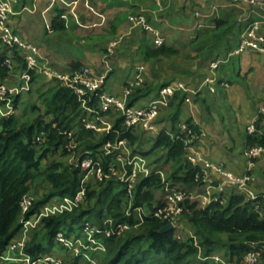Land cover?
Instances as JSON below:
<instances>
[{"label": "crops", "instance_id": "crops-1", "mask_svg": "<svg viewBox=\"0 0 264 264\" xmlns=\"http://www.w3.org/2000/svg\"><path fill=\"white\" fill-rule=\"evenodd\" d=\"M94 10L86 6V0H62L52 4L50 0H18L14 4V15L11 26L27 42L36 46L40 53L39 66L34 73L33 81L23 79L20 63L21 55L0 43V53L11 59L13 72L2 80L3 86L10 92L13 100L0 105V121L9 118L12 112L19 122L33 123L43 117L49 122L52 117L46 116V107L41 101V94L50 87H56L57 82L50 79L43 72L45 64L55 67L59 72L68 71L73 63L80 64L81 68L89 67L96 73L108 72L105 91L122 98L127 104L143 106L158 98L160 86L177 79L201 81L210 74V63L204 55H210L212 49L219 45L236 47L240 45L243 31L249 21L261 22L264 30V16L262 12L253 11L250 7H234L231 0H166L167 14L161 21H156L151 13V0H88ZM62 12L66 28L64 31H53L52 25L58 12ZM201 12L198 20L202 28L195 29L197 19L194 12ZM138 14L148 16L151 23L159 28L166 36L165 47L177 51L175 55L154 57L149 52L156 50L152 45V38L140 26H135L131 17ZM243 18L241 24L239 18ZM230 22L225 32L217 30V22ZM119 40L117 53L107 56L106 48L110 41ZM218 48V51L220 50ZM115 53V52H114ZM213 54V56H215ZM218 55V54H217ZM223 57V54H220ZM180 61V66L179 62ZM206 61V62H205ZM230 62V63H229ZM222 63L217 69L218 77L229 82V87L218 86L212 92L204 89L197 95H190L186 99L177 96L172 104L162 108L153 132L142 128H135L134 134L138 142L131 146L132 156L140 158L143 172L137 182L151 175H159L163 183H171L169 178L173 169L166 160V151L153 146L159 133H172L173 116L178 114L179 124L192 121L199 133L187 150L188 156L198 154L215 164H223L226 169L236 175L251 173L255 177L253 189L258 194H264V157L251 166L244 155L246 145V128L257 121L264 127V55L247 52ZM181 71L182 75L178 72ZM176 72V75L173 74ZM150 88L149 95L132 100L136 90ZM125 90H132L127 95ZM117 114L110 113L107 119L113 125ZM102 134H97L100 137ZM91 151H81L77 154L62 156L51 153L42 161L41 170L48 163L57 160L67 165H74L78 157ZM93 155V154H92ZM104 157L103 148L94 156L98 160ZM132 169V168H131ZM207 177L213 183H220L223 177L213 171H207ZM91 191L102 190V182L94 176L89 178ZM113 181L119 182L117 179ZM192 203L200 207L204 187L188 189ZM50 190L49 183L40 184L34 191V198L39 200ZM157 199L166 201L167 194L164 188L155 191ZM234 194L246 198V190L228 187L224 196L229 200ZM53 198L52 200H56ZM51 200V201H52ZM93 208L95 199L88 201L86 207ZM145 215L150 211L144 209ZM135 214V213H134ZM21 217L18 223H21ZM92 222H87L89 224ZM94 224V223H92ZM40 230V229H39ZM18 234L13 239L18 237ZM181 238L194 237V230L185 222H179L176 232ZM221 238L227 241L228 237ZM32 235L29 238V242ZM50 244L44 242V247ZM227 244L219 245L212 258L218 257L226 261H235L227 255ZM48 253L69 259L71 254L64 251L56 243L49 248ZM97 256L102 254L96 253ZM99 254V255H98ZM5 256L13 258V253L5 252ZM11 263L10 261L0 264Z\"/></svg>", "mask_w": 264, "mask_h": 264}, {"label": "trees", "instance_id": "trees-1", "mask_svg": "<svg viewBox=\"0 0 264 264\" xmlns=\"http://www.w3.org/2000/svg\"><path fill=\"white\" fill-rule=\"evenodd\" d=\"M238 23H242L240 18ZM230 25L228 21L219 20L217 30L225 32ZM65 28L63 14L59 11L53 21L52 30L64 31ZM238 46L224 45L219 48L217 45L210 55L206 54L204 57L211 64L217 59H226L227 54ZM13 52L19 55L18 51L13 50ZM176 53V50L167 48L165 45L149 52L154 57H170ZM215 53L216 55L213 56ZM220 54H223V57H220L222 56ZM4 62L5 55L0 53V82L13 72V69L6 66ZM20 63L23 71L26 65L21 58ZM80 68V64L73 63L70 70L76 71ZM29 73L33 81L34 71H29ZM201 79L202 76L198 83L192 80L177 79L166 82L160 88L180 80L196 87L202 82ZM150 92V88L138 89L131 96L132 100H139L149 95ZM177 96L186 99L185 94H176L170 105ZM41 101L46 107L45 115L52 117L49 122L40 117L33 123L21 124L14 116L0 121V256L7 251L21 228L22 224L18 223V219L21 216L23 199L33 194L40 184L49 183L50 190L43 198L35 201L32 213L53 198L74 197L80 185L81 161L88 156L95 158L98 150L107 143L127 140L134 148L138 142L134 128H126L123 119L117 116L116 112L113 113L117 114V117L109 133L98 137V133L85 129L81 122L84 114L78 95L60 83L41 94ZM4 103L5 101L0 98V104ZM173 120L172 133L165 131L159 133L153 151L164 149L167 162L172 164L173 172L169 178L171 183H167L168 186L177 188L175 186L180 185L188 189L199 187L202 182L196 180V177L201 170L187 159V150L192 143L190 140L192 137H194L193 140L197 137L199 130L192 121H187L185 125L188 126V130L182 131L178 114H174ZM259 121L254 123L257 129L254 134H249L246 128L244 155L245 151L250 148L264 147V127L260 126ZM72 131L79 139L77 142L79 147L77 144L75 150L71 152L68 150L71 143L68 133ZM39 133L46 134L45 141L41 144L35 143V138ZM79 150L91 151L93 155L88 153L80 156L71 166L54 160L48 163L44 170H41L42 161L47 159L49 154L62 151L61 155L64 157L69 153L77 154ZM98 161L103 170L108 172L112 156H104ZM101 185L102 190L99 192L91 191L89 187L86 203L84 202L74 212L43 220L40 230L32 234V239L27 246V252L32 258L48 253L49 248L55 243L58 232L71 235L75 232L76 225L80 229L87 222L101 225L105 218L111 217L116 224L125 223L131 228L121 237L101 238L107 249L102 254V264H217L212 259V255L221 244H227V255L236 259L235 261L223 259L229 264L241 262L248 252L256 247L261 249V262H264V219L259 212L255 211L254 203L247 201L242 195L234 194L226 204L212 202L204 208L198 203L186 200L181 203L182 213L176 219L177 226L165 231L164 229L169 225L168 221L154 215L158 210L165 208L168 203L167 199L165 202L158 200L155 193L161 188H164L166 192L165 183L159 175L140 179L131 194L128 184L122 181L109 180L102 182ZM260 195L264 198V194ZM94 199L95 206L86 207L88 201L91 202ZM261 208L264 211V203H261ZM142 209H148L149 215L136 219L134 212ZM179 222H185L191 226L194 230V237L180 239L176 234ZM222 235L228 237L227 241L221 238ZM44 242L50 245L44 247Z\"/></svg>", "mask_w": 264, "mask_h": 264}, {"label": "built area", "instance_id": "built-area-1", "mask_svg": "<svg viewBox=\"0 0 264 264\" xmlns=\"http://www.w3.org/2000/svg\"><path fill=\"white\" fill-rule=\"evenodd\" d=\"M52 4L62 0H50ZM153 9L151 13L156 21H161L165 17L167 10L166 0H151ZM18 0H0V43L4 46L18 51L26 65L23 70V79L31 81L29 71H36L39 66L40 53L36 46L27 42L18 32L11 26V18L14 15V4ZM234 7H250L253 11L262 12L264 16V0H231ZM86 6L90 10H94L86 0ZM197 22L195 29L202 28L198 21L201 17L200 12H195ZM131 21L135 26H140L152 38V43L156 48H161L166 44V36L163 32L155 27L148 16L138 14L131 17ZM243 22V18H240ZM120 41L115 39L111 41L106 48L107 56L114 54L119 46ZM255 52L264 55V30L261 22L249 21L248 26L243 31L240 45L231 50L226 59H217L210 64V74L206 76L202 82L194 87L184 81H176L159 89L158 98L143 106H135L127 104L122 98L110 95L105 91L108 79V72L96 73L89 67H83L76 71L59 72L55 67L45 64L43 72L52 80L62 84L73 90L79 97L84 116L81 119L82 125L87 130L96 133H109L112 124L107 120L108 112H116L122 119L126 128H142L147 132H153L156 128V122L160 116L162 108L168 107L171 100L176 94H185L186 100L190 95H197L204 89L214 92L218 86L229 87V83L218 77L217 69L222 63H227L231 59L245 54L247 52ZM4 64L14 69L11 59H6ZM132 90H125V94L129 95ZM0 98L4 101L13 100L10 92L0 83ZM5 104V103H4ZM1 105V104H0ZM14 112L11 113L13 115ZM106 114V115H105ZM182 131L186 132L188 126L181 125ZM254 123L247 127L249 134L256 132ZM73 133H68L70 138L69 151H74L77 146V140L72 139ZM46 134L39 133L35 138V143L41 144L45 141ZM194 137L190 140L192 142ZM105 156H112V162L105 172L100 163L95 158H90L86 162V168L81 170L80 185L74 197L57 198L40 207L32 213L35 204V198L27 195L21 203V228L18 237L13 240L7 248L9 253H13V258H8L5 253L0 256V261L15 264H99V260L95 257V253L106 252V247L101 238L121 237L131 226L128 224H118L112 226L113 221L107 220L103 225L86 224L84 231L88 235V239L84 237H69L64 232H58L55 237V243L71 254L69 259H64L51 253L41 254L36 258H32L27 252V246L30 236L38 230L45 218L61 216L65 213L74 212L80 208L87 198V188L89 184V175L94 174L99 182H107L117 179L128 184V190L131 194L139 175L143 172L141 168L140 158L132 156L131 146L127 140H118L114 143H107L103 147ZM245 156L254 166L256 161L264 157V147L257 146L245 151ZM188 161L194 166L200 168L201 172L197 175L196 180H201L204 187V194L201 196V204L210 205L212 202H221L226 204L228 199L224 193L228 187L242 188L246 190V200L254 203L255 211L259 212L264 219V211L261 203H264L262 195L255 192L253 185L255 177L248 173L244 175H236L226 169L223 164H215L206 159L202 155L194 154L188 156ZM132 168V169H131ZM131 170V171H130ZM207 171H213L223 177L220 183H213L207 177ZM167 194V206L158 210L154 215L158 218L167 220L173 228L177 226V217L182 213L181 203L190 200L191 194L182 189L171 188L165 184ZM142 218L144 210L135 211ZM261 249L254 248L248 252L245 258L237 264H264L261 262ZM219 264H229L221 258H213Z\"/></svg>", "mask_w": 264, "mask_h": 264}, {"label": "rangeland", "instance_id": "rangeland-1", "mask_svg": "<svg viewBox=\"0 0 264 264\" xmlns=\"http://www.w3.org/2000/svg\"><path fill=\"white\" fill-rule=\"evenodd\" d=\"M196 12H199V11H196ZM201 13V12H200ZM196 16V15H195ZM113 41V40H112ZM111 42V41H110ZM109 45V44H108ZM153 46V45H152ZM108 47V46H107ZM115 53V55L114 56H116V53H117V50H115L114 51ZM177 62H179V65H177V66H180V61L179 60H177ZM178 74L179 75H182V72L181 71H179L178 72ZM174 75H176V72L173 74V76ZM226 82H228V81H226ZM229 83V82H228ZM5 103H7L6 101H5ZM110 113H114V112H108V114H110ZM72 133H73V135H72V139H75V140H77V142H79L78 140V137H77V135L75 134V132L74 131H72ZM78 147H79V144H78ZM78 147H77V149H78ZM105 156V155H104ZM103 157V156H102ZM97 158V157H96ZM87 161H89V158H86V159H84V160H82L81 161V163H80V167H81V170H84V168H86V162ZM90 162V161H89ZM91 176H94V174H90L89 175V178L91 177ZM95 177V176H94ZM89 180V179H88ZM88 190H89V185H88V188H87V192H88ZM166 193V192H165ZM86 201H87V198L85 199V203H86ZM135 214V216H136V219L139 217V214L137 213V212H134ZM145 214V213H144ZM109 219H111L112 221H113V224H112V226L114 227V226H116V225H118V224H116L115 223V221L111 218V217H107V218H105V220L103 221V223L105 224V222L107 221V220H109ZM89 224H92V223H89ZM92 225H94V224H92ZM101 225H103V224H101ZM97 226H99V225H97ZM84 229H85V226L83 227V228H79V226L78 225H76L75 226V228H74V233H71V235H67V236H69V237H73V238H77V237H84L85 238V240H87L88 239V235L86 234V232L84 231ZM78 231H79V233H78ZM78 234V235H76V234ZM107 250V249H106ZM99 255V254H98ZM95 257H97V259L99 260V264H102L103 263V255H101V256H97V254L95 253ZM217 263V262H216ZM218 264V263H217Z\"/></svg>", "mask_w": 264, "mask_h": 264}, {"label": "clouds", "instance_id": "clouds-1", "mask_svg": "<svg viewBox=\"0 0 264 264\" xmlns=\"http://www.w3.org/2000/svg\"><path fill=\"white\" fill-rule=\"evenodd\" d=\"M20 55V54H19ZM7 58H5V60H6ZM23 60V59H22ZM81 69V68H80ZM71 71V70H70ZM73 71V70H72ZM35 73V72H34ZM0 83H2V82H0ZM58 83V82H57ZM13 116V115H12ZM99 134V133H98ZM80 177H81V175H80ZM31 195V194H30ZM33 196V195H32ZM36 200V199H35ZM21 217V216H20ZM86 225V224H85ZM41 228V227H40ZM20 231V230H19ZM66 234V233H65ZM28 243H29V241H28ZM100 254H103V253H101V252H99ZM105 253V252H104ZM46 254V253H45ZM213 259V258H212ZM214 260V259H213ZM215 261V260H214ZM2 261H0V263H1ZM216 262V261H215Z\"/></svg>", "mask_w": 264, "mask_h": 264}, {"label": "water", "instance_id": "water-1", "mask_svg": "<svg viewBox=\"0 0 264 264\" xmlns=\"http://www.w3.org/2000/svg\"><path fill=\"white\" fill-rule=\"evenodd\" d=\"M173 229V226L172 225H168L164 230L165 231H169V230H172Z\"/></svg>", "mask_w": 264, "mask_h": 264}]
</instances>
